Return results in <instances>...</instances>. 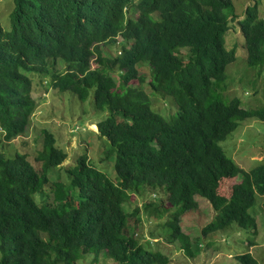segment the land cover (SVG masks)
Masks as SVG:
<instances>
[{
  "label": "trees",
  "instance_id": "1",
  "mask_svg": "<svg viewBox=\"0 0 264 264\" xmlns=\"http://www.w3.org/2000/svg\"><path fill=\"white\" fill-rule=\"evenodd\" d=\"M14 3L11 31L0 22L3 138L24 135L37 111L34 80L26 73L42 77V88L77 93L82 101L94 90V107L106 117L92 123L98 128L93 141L108 142L100 163L106 168L115 160L117 180L92 166L90 143L74 165L63 166L67 182L61 175L55 180L50 172L68 154L47 129L36 159L17 147L11 158L0 152V264H171L158 245L153 250L129 231V222L135 217L140 225L142 214L156 220L169 215L165 239L194 257L197 246L182 223L200 209V199L216 213L200 238L233 224L257 233L250 210L257 195L264 198V165L247 172L220 143L242 122L264 121V108L247 110L237 97L225 103L216 91L226 90V70L239 50L249 68L263 72L264 18L256 4L238 22L243 42L228 41V47L236 19L232 0ZM153 100H170L176 116L165 119ZM157 189L166 192L165 203L134 207L132 198ZM92 252L94 258H82ZM237 260L260 264L251 253Z\"/></svg>",
  "mask_w": 264,
  "mask_h": 264
},
{
  "label": "rangeland",
  "instance_id": "2",
  "mask_svg": "<svg viewBox=\"0 0 264 264\" xmlns=\"http://www.w3.org/2000/svg\"><path fill=\"white\" fill-rule=\"evenodd\" d=\"M232 1L235 6L236 19L233 20L231 30L226 36L228 47V41L243 42L244 38L242 40L238 22L244 19L248 7L256 4L260 16L264 18V0ZM14 8V0H0V22L6 32L11 31V14ZM112 52L114 53L116 50H112ZM236 56V61L226 70L227 79L222 86L226 85V90L218 88L216 90L218 95H222L225 103L229 100L228 98L237 97L241 100L242 107L247 110L264 108V68L260 76L259 68L248 67L245 52L239 50ZM181 57L186 59V57ZM62 63L58 62L56 66L60 72L65 68ZM141 72L150 76V70L146 67L141 68ZM26 74L34 80L35 91L32 96L37 101V111L33 115L32 123L26 133L18 139L7 142L3 138V131L0 130V152L7 158H11L12 155L9 153L15 152L17 147L20 152L27 151L31 160L36 159L38 153L43 150V140L40 135H42V130L47 129L54 134L57 148L68 154V160L62 167L50 172L51 177L55 180L61 175V180L67 182L63 168L67 164L74 165L73 161L81 153V148H85L86 145H89L88 143L91 145L88 146V149H90L89 159L92 166L105 173L113 181L117 180L114 169L115 160L107 161L106 168L100 163L103 158V150L109 148L108 142L102 137L101 142L93 141L94 137H97L95 133L97 125H92V123L97 124L106 117V113L97 112L94 107V90H89L87 99L82 101L77 93L55 91L49 85L42 88L38 84L42 77L33 73ZM153 102L155 104L154 111L165 119L171 120L176 116L177 107L171 104L170 100H165V102L153 100ZM79 127L80 129H78ZM220 146L227 157L234 160L247 172L264 165V121L250 119L242 122L226 140L220 143ZM153 196L156 197L153 198ZM166 198V192L158 189L156 191L147 190L142 197L135 196L132 201H134V207L141 209L150 202L165 203ZM201 200L203 199L199 200L200 209L187 216L182 223L183 232L191 239L192 248L197 246V250L193 249L194 257L188 256L179 242L170 243L165 239L167 231L163 226L168 222L169 215L161 220H156L153 214H151L153 217L142 214V225H137L134 222V217L128 224L129 231L135 234L143 244L151 242L153 250L158 245L157 248L170 257L171 264H240L237 257L246 253H251L260 264H264V198L257 195L256 203L250 210V214L257 221V233L251 229H240L237 224H233L226 231L200 238L199 233L203 227L210 223L216 215L210 208V204ZM129 211L131 213V206ZM198 242L201 248L198 247ZM94 254V252L87 253L82 258L91 259L94 258ZM81 260L78 264L90 263H87V260L85 262Z\"/></svg>",
  "mask_w": 264,
  "mask_h": 264
},
{
  "label": "clouds",
  "instance_id": "3",
  "mask_svg": "<svg viewBox=\"0 0 264 264\" xmlns=\"http://www.w3.org/2000/svg\"><path fill=\"white\" fill-rule=\"evenodd\" d=\"M98 130V128L96 129V131ZM158 190V189H157ZM153 191H156V190H153ZM156 196H153V198H155ZM150 203H156V204H158V205H161V204H159L158 202H150Z\"/></svg>",
  "mask_w": 264,
  "mask_h": 264
}]
</instances>
